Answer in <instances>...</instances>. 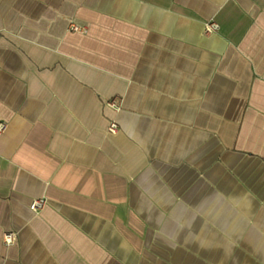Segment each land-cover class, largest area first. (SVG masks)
Wrapping results in <instances>:
<instances>
[{
    "label": "crops",
    "instance_id": "0c3cea01",
    "mask_svg": "<svg viewBox=\"0 0 264 264\" xmlns=\"http://www.w3.org/2000/svg\"><path fill=\"white\" fill-rule=\"evenodd\" d=\"M0 122V264H264V0H0Z\"/></svg>",
    "mask_w": 264,
    "mask_h": 264
},
{
    "label": "built area",
    "instance_id": "2783aa9c",
    "mask_svg": "<svg viewBox=\"0 0 264 264\" xmlns=\"http://www.w3.org/2000/svg\"><path fill=\"white\" fill-rule=\"evenodd\" d=\"M69 29L72 30V31H78V32H81L82 31V28L77 26L76 24L74 23H70L69 25ZM218 29V25L215 23V22H207L205 24V32L206 33H213L215 32L216 30ZM108 105L115 109V110H118L119 109V106L115 103L114 100H111ZM6 129V124L4 122H0V135L5 131ZM108 131L112 134L116 133L118 131V126L115 122H111L110 125H109V128H108ZM45 205V200L44 199H36V200H33L30 204V210L33 211V212H38L39 210H41ZM5 242L7 244L11 243L13 240H14V236L13 234H6L5 237Z\"/></svg>",
    "mask_w": 264,
    "mask_h": 264
}]
</instances>
